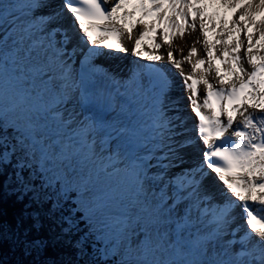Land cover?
<instances>
[{
	"label": "bare ground",
	"instance_id": "1",
	"mask_svg": "<svg viewBox=\"0 0 264 264\" xmlns=\"http://www.w3.org/2000/svg\"><path fill=\"white\" fill-rule=\"evenodd\" d=\"M106 2L112 10V18L101 28L98 44L99 55L103 58L93 60L96 76L89 82L87 92L91 105L85 109L81 105L80 94L75 92V77L70 76L72 63L67 61L61 65L55 47L63 36L67 38L69 35L79 37L76 40L80 46H88L82 35L72 30L74 24L59 2L0 0V47L9 45L7 60L18 61L21 50H24L32 61L38 63L21 66L22 70L29 71L28 74L35 70L39 73L34 75L30 84H23L27 87L26 92L41 97L44 108V100L49 102L46 107L48 123H44L53 134L46 138L42 131L38 133L50 149L54 147L63 152L65 148L74 146L72 157L79 154V158L74 157V174H80L78 159H83L82 156L92 146V161L97 159L93 166L102 170L101 176L125 171L131 174L133 181L139 182L144 192L146 188L149 191L154 189L150 202L138 199L137 205L138 201L143 204L141 209L145 212L152 208V213L156 214L160 208V212L171 211L174 214L172 225L183 227L173 230V239L176 234L179 242L184 237L188 238L185 254L190 253L189 248L193 247L203 252L202 257L195 256L194 264H253L248 261L250 255L255 260L254 264H262L259 259L264 261V227L255 230L256 237H252L239 232L237 221L235 226L228 224V234L224 236L216 230L220 225L209 222L216 204L234 207V202L225 193L223 200L220 199L222 188L218 183L216 186L209 178L204 180L197 170L189 172L204 149L193 140V130L198 121L189 108L197 106L205 115L203 97L209 89L235 86L248 75L249 70L264 65L263 0ZM17 15H21L19 20ZM127 23H130V33L124 28ZM54 28L57 30L55 39L49 36ZM151 31H155V36L147 35ZM144 35L145 38L142 37ZM167 37L169 42H166ZM137 42L142 43V49H134ZM33 49L34 56L30 53ZM0 56H3L1 52ZM122 60L126 61L125 65ZM143 60L155 61L159 72H164L165 80L159 90L149 88L141 78L139 87L129 79V73L138 72ZM42 61L49 65L44 66ZM219 61L222 68L218 67ZM41 65L44 69L39 67ZM108 65L109 71L106 69ZM118 74L121 79L115 81ZM259 74L257 85L252 86L249 92L251 98L245 101L235 122L230 124L226 114L220 113L215 117L216 131L225 128L227 133L249 117L261 120L260 124L264 125V106L261 105L264 102V73ZM191 79L199 82L195 94ZM157 97L160 101L154 105ZM98 109H106V114L98 113ZM46 126L43 131H48ZM133 133L135 137H132ZM173 141L177 144H172ZM211 143L212 139L208 140V145ZM249 164V172L243 171L236 181L239 192L234 195L256 205L264 202V191L255 193L252 186L264 177V165L262 160H250ZM183 170H186L184 182L187 185L182 183ZM140 177H144L145 183L139 181ZM163 180L167 186L163 185ZM86 196L95 201L98 194L90 191ZM135 211L141 214L140 209ZM131 216L129 222L133 221ZM235 237L243 239V247L250 251L249 256L241 261L238 258L242 254L241 249L237 250L238 247L231 244ZM213 243L214 250L210 249ZM171 248L172 254L177 252H174L173 245Z\"/></svg>",
	"mask_w": 264,
	"mask_h": 264
},
{
	"label": "rangeland",
	"instance_id": "2",
	"mask_svg": "<svg viewBox=\"0 0 264 264\" xmlns=\"http://www.w3.org/2000/svg\"><path fill=\"white\" fill-rule=\"evenodd\" d=\"M6 47L9 48L8 45ZM0 52L3 55L2 58L0 56V143L5 147L0 160L14 161L15 171H25L27 186L23 180V187L34 190L36 196L44 202L53 199L57 203L67 202L76 205V211L82 217L78 220L83 223L81 226H77L75 215L62 217L61 212L64 210L58 211L57 206L52 208L53 211L48 218L54 225L60 227L64 223L67 225L62 227V235L57 236V239L73 247L74 252L66 256V261L72 264L81 262L93 264L92 260L99 257L100 261H111L112 264H168L167 247L161 240L159 248L162 250L155 249L153 245L155 238L150 231L154 229L153 223L157 222L155 227H159V224L163 227V232L160 230L157 233H162V236L167 234L170 244V224L161 225L158 221L163 215L159 211L160 208L156 215L152 213L154 209L145 212L141 209L143 204L138 201L137 205L136 202L140 196L141 201L150 202L153 195L149 193L154 189L150 191L145 189L147 199L145 193L141 194L142 190L137 191L140 188L131 180V174L122 171L112 176H101L100 169L94 167L93 162L86 159L85 155L83 162H87L84 164L87 166V174L75 175L72 149L65 148L61 152L58 148L52 147V150L38 133L42 131L46 138L53 134L45 125L49 116L46 115L42 101H37L35 94L27 93V87L23 85L29 84L35 75L30 73L32 75L30 76L29 71L21 69V66L30 65V59L27 55L23 57L21 55L17 63L20 64L18 68L12 63H6L4 58L6 48L0 47ZM45 103L44 100V105ZM48 105L49 103H46L47 107ZM62 112L67 114L66 110ZM44 125L48 131H43ZM88 175H91V179ZM111 181L112 184L107 189ZM123 181L131 185L129 190L124 189L126 186ZM90 191L98 194L95 201L86 196ZM70 194H73V197L68 198ZM139 209L141 214L140 211H137L138 213L135 211ZM151 214L155 215L156 219L154 216H150L151 219L145 217ZM130 216L134 218L129 222ZM73 227L76 228L74 234L68 235L69 229L73 230ZM86 246L92 250L87 251ZM187 247V242H181L180 253L183 254ZM210 249L214 250L213 245ZM195 252L199 253L194 250L191 254ZM182 256L183 258H179L180 262L194 264L195 258L190 253Z\"/></svg>",
	"mask_w": 264,
	"mask_h": 264
},
{
	"label": "trees",
	"instance_id": "3",
	"mask_svg": "<svg viewBox=\"0 0 264 264\" xmlns=\"http://www.w3.org/2000/svg\"><path fill=\"white\" fill-rule=\"evenodd\" d=\"M3 146L0 143V158ZM15 166L14 161L0 160V264H72L66 256L74 252L73 247L57 239L66 223L60 227L48 219L56 205L23 187V180L27 186L26 172L15 171ZM74 208L66 203L58 211L64 210V217L75 215L77 226H81ZM72 229L68 235L74 234Z\"/></svg>",
	"mask_w": 264,
	"mask_h": 264
}]
</instances>
